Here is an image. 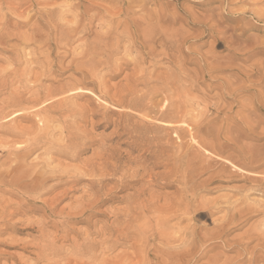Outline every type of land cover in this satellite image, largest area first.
Segmentation results:
<instances>
[{
	"label": "rangeland",
	"instance_id": "rangeland-1",
	"mask_svg": "<svg viewBox=\"0 0 264 264\" xmlns=\"http://www.w3.org/2000/svg\"><path fill=\"white\" fill-rule=\"evenodd\" d=\"M252 11L264 0H0V264H264ZM19 172L45 186H10Z\"/></svg>",
	"mask_w": 264,
	"mask_h": 264
},
{
	"label": "bare ground",
	"instance_id": "bare-ground-1",
	"mask_svg": "<svg viewBox=\"0 0 264 264\" xmlns=\"http://www.w3.org/2000/svg\"><path fill=\"white\" fill-rule=\"evenodd\" d=\"M220 1H221L224 5H226V8H228V9H230L231 7L237 6V5H239V3L241 4V3L243 2V0H220ZM48 7H49V6H48ZM238 7H239V6H238ZM23 11H24V10H23ZM49 12L51 13V11H49ZM237 13H238V12H237ZM238 16H239V15H238ZM250 16H251L254 20L258 21V22H264V12H263V11H261V12L252 11V12L250 13ZM75 21H76V20H75ZM98 21H99V20H98ZM161 21H162V20H161ZM256 21H255V22H256ZM215 22L217 23V21H215ZM14 23H15V22H14ZM33 23H34V21H33ZM16 25H17V24H16ZM201 25H202V24H201ZM204 26H205V25H204ZM0 39H1V38H0ZM164 39H165V38H164ZM159 40H161V39H159ZM161 42H162V41H161ZM163 42H165V40H164ZM159 44H160V42H159ZM159 46H160V45H159ZM162 46H163V43H162ZM150 47H151V46H150ZM153 49H154V48L152 47V51L154 52ZM152 51H151V53H152ZM150 55H151V54H150ZM152 57H153V56L151 55V58H152ZM155 57H157V56H155ZM158 57H159V56H158ZM158 57H157V59H158ZM23 59H24V58H23ZM153 60H155V59H153ZM48 70H49V69H48ZM2 74H3V73H2ZM174 79H175V78H174ZM174 79H173V80H174ZM175 81H176V79H175ZM175 81H172V82L175 83ZM168 82H170V81L168 80ZM168 82L166 81L167 84H169ZM170 84H172V83L170 82ZM2 85H3V84H2ZM163 85H164V84H163ZM163 87H164V86H163ZM163 87H162V88H163ZM165 87H166V86H165ZM165 87H164L163 89H165ZM167 87H169V86H167ZM167 87H166V88H167ZM169 89H171V88H169ZM169 89H168V90H169ZM165 90H166V89H165ZM165 90H164V91H165ZM168 90H167V91H168ZM162 91H163V90H162ZM36 92H37V91H36ZM36 92H35V93H36ZM35 93H34V94H35ZM30 94H31V93H30ZM39 95H40V93H39ZM43 95H44V97L42 96V97L44 98L43 101L46 102V103H47V101H48V104L51 103V101L49 102V100H51L50 98H52V96H53L52 92H51L50 90H47ZM40 96H41V95H40ZM35 97L38 98L39 96L37 97V95L35 94L34 98H35ZM139 97H140V96H139ZM137 98H138V96H137ZM140 98H141V97H140ZM140 98H138V99H140ZM142 98H143V97H142ZM32 99H33V98H32ZM40 99H42V98H40ZM40 99L38 98L39 101H41ZM138 99H137V101H138ZM133 100H134V99H133ZM144 100H145V99H144ZM146 100H147V99H146ZM131 101H132V100H131ZM135 101H136V100H135ZM135 101H133V104L135 103ZM137 101H136V102H137ZM145 102H146V101H145ZM145 102H144V103H145ZM147 102H148V101H147ZM61 103H62V102H56V103H55L56 105H54V106H59ZM122 103H123V102H122ZM129 103H130V102H129ZM140 103L143 104L142 101H141ZM48 104H47V105H48ZM127 104H128V103H127ZM141 104H140V106H141ZM259 104H260V103H259ZM123 105H124V104H123ZM129 105H130V107H131L132 103L129 104ZM143 105H144V104H143ZM124 106H125V105H124ZM49 107H50V106L48 105V107H45V108H49ZM61 107H62V106H61ZM127 107H128V105H127ZM136 107H137V106H136ZM52 108H53V107H52ZM132 108H134V107L132 106ZM139 108H140V107H139ZM55 109H56V108H55ZM55 109H54V110H55ZM158 109H159V108H158ZM31 110H32V109H31ZM60 110H61V109H60ZM127 110H128V108H127ZM131 110H133V109H131ZM136 110H137V108H136ZM141 110H142V111H141ZM151 110H152L151 106H149V105L147 106V103H146V107L144 106L142 109H138V110H137V113H138V111H139V112H145L144 116H145V118H147V115L149 114V112H150ZM55 111H57V110H55ZM63 111H64V110H63ZM159 111H161V110L159 109ZM59 112H60V111H59ZM167 112H168V111H167ZM54 113H55V112H54ZM61 115H62V113H61ZM125 115H126V114H125ZM162 116H163V115L160 114V117H162ZM128 117L130 118V116H128ZM37 121H38L37 123H39V125H42L41 128L38 127L39 130H38L37 134L35 133V135H34L32 138H31V137H30V138H27V141H30L29 144H31L33 147L36 146V148L39 146L38 144H41V143L44 142V143H43V145H44V144L47 142L45 136H47V133H48V129H47V128H46V129H47V131H46L47 133L44 131L45 129H44V127H43V121H42L41 119H37ZM142 121H143V120H142ZM146 122H147V121H146ZM146 122H145V123H146ZM142 123H144V122H142ZM145 123H144V124H145ZM44 125H45V123H44ZM36 126H37V125H36ZM146 126H147V125H146ZM46 127H47V124H46ZM144 128H147V127H144ZM123 130H124V129H123ZM63 131H64V130H63ZM45 133H46V134H45ZM49 133H50V132H49ZM61 134H62V133H61ZM72 134H73V133H72ZM75 134H77V133H75ZM75 134H73V135H75ZM51 135H52V134H51ZM70 135H71V134H70ZM129 135H130V134H129ZM65 136H66V135H65ZM49 137H50V136H49ZM66 137H68V136H66ZM69 137L72 138L73 136H69ZM75 137H76V136H75ZM47 138H48V137H47ZM53 138H54V137H53ZM151 138H153V137H151ZM28 139H31V140H28ZM66 139H67V138H66ZM69 139H70V138H69ZM52 140H53V139H52ZM59 140H60V139H59ZM62 140H63V138H62ZM64 140H65V139H64ZM73 140H74V139H73ZM27 141H26V142H27ZM49 141H51V137H50ZM68 141H69V140H68ZM70 141H71V140H70ZM77 141H78V140H77ZM77 141H75V143H76ZM54 142H56V144H57V141H54ZM59 142H60V141H59ZM64 142H65V141H64ZM78 142H79V141H78ZM78 142H77V143H78ZM27 143H28V142H27ZM27 143H25L26 146H29V144L27 145ZM50 143H51V142H50ZM33 144H34V145H33ZM46 144H47V143H46ZM46 144H45V145H46ZM60 144H61V143H60ZM31 145H30V147H31ZM62 145L65 146L64 144H62ZM8 146H9V145H8ZM26 146H24V147L26 148ZM41 146H42V145H41ZM47 146H49V145H47ZM47 146H46V147H47ZM30 147H28V148H30ZM33 147H32V148H33ZM43 147H44V146H43ZM49 147H50V146H49ZM49 147H48V148H49ZM53 147H54V146H53ZM25 148H23V149H24V151H26L25 153H27V152H28V151H27L28 148H26L27 150H25ZM51 148H52V147H51ZM37 149H38V148H37ZM30 150H32V149L30 148V149H29V152H30ZM43 150H44V149H43ZM45 150H46V149H45ZM47 150H48V149H47ZM47 152H48V151H47ZM44 153H45V152H44ZM118 153H119V152H118ZM46 154H47V153H46ZM48 154H49V152H48ZM23 155H24V154H23ZM40 155H41V154H40ZM40 155H39V156H40ZM59 155H60V154H59ZM62 155H63V154H62ZM73 155H74V154H73ZM47 156H48V155H47ZM75 156H76V155H75ZM43 157H44V154H43ZM70 157H71V155H70ZM73 157H74V156H73ZM37 158H38V157H37ZM44 158H45V157H44ZM74 158H75V157H74ZM23 159H24V158H23ZM70 159H72V157H71ZM142 159H143V158H142ZM125 160H126V159H125ZM140 160H141V159H140ZM30 161H31V160H30ZM118 161H119V160H118ZM126 161H128V160H126ZM132 161H133V160H132ZM114 162H115V161H114ZM116 162H117V161H116ZM128 162H129V161H128ZM136 162H139V161H136ZM119 163H120V162H119ZM134 163H135V162H134ZM135 164H136V163H135ZM48 165H49V163L47 164V166H48ZM123 165H124V164H123ZM156 165H157V164H156ZM44 166H45V165H44ZM107 166H108V165H107ZM114 166H116V164H114ZM121 166H122V165H121ZM121 166H119V167H121ZM124 166H125V165H124ZM136 166H137V165H136ZM21 167H22V166H21ZM110 167H113V166L111 165ZM117 167H118V166H117ZM24 168L26 169L27 167H24ZM138 168H139V166H138ZM29 169H30V168H29ZM117 169H118V168H117ZM119 169H120V168H119ZM122 169H123V167H122ZM145 169H146V168H145ZM145 169H143V170H145ZM150 169H151V168H150ZM21 170H22V169H21ZM21 170H20V171H21ZM30 170H31V169H30ZM111 170L114 172L113 169H111ZM123 170H124V169H123ZM137 170H138V169H137ZM54 171H55V170H54ZM56 171H57V170H56ZM56 171H55V172H56ZM90 171H91V170H90ZM117 171H118V170H117ZM130 171H131V170H130ZM28 172H29V171H28ZM28 172H27V173H28ZM46 172H47V171H46ZM51 172H52V171H51ZM58 172H60V171H58ZM58 172H56V174H57ZM65 172H66V171H65ZM92 172H94V171H92ZM124 172H125V171H124ZM124 172H123V175L126 176L125 173H127L128 171L125 172V173H124ZM132 172H134V171H132ZM145 172H146V171H145ZM145 172H144V173H145ZM31 173H32V172H31ZM31 173L28 174V175H27L26 173H23V172H19V173H17V177H18V178H15V177H14L13 180L11 181V183H10V186H16V184H17V182L20 180V178H29V179L31 180V183L29 182V183H30L29 186H32V188H31V187H29V188L33 190V191H32L33 194H34V192H39V191H41L42 187L45 186V185H44V181H45L46 179H45V180H42V179H32V178H31V177H32V176H31ZM67 173H68V172H67ZM94 173H95V172H94ZM137 173H138V172H137ZM39 174H40V173H39ZM39 174H38V175H39ZM48 174H51V173H48ZM56 174H55V177L57 176ZM90 174H91V173H90ZM127 174H128V173H127ZM15 175H16V174H14V176H15ZM38 175H36L35 177H37ZM45 175H46V173H45ZM52 175H53V173H52ZM58 175H59V174H58ZM60 175H61V174H60ZM60 175H59V176H60ZM113 175H114V174H113ZM115 175H116V173H115ZM135 175H136V174H135ZM40 176H41V175H39L38 178H41ZM50 176H51V175L48 176L47 180L50 178ZM59 176H57V177H59ZM89 176H92V174L89 175ZM125 176H124V177H125ZM127 176H130V175H127ZM137 176H138V174L136 175V177H137ZM42 177H44V176L42 175ZM52 177H54V176H52ZM52 177H51V178H52ZM133 177H134V176H132V178H133ZM138 177H139V176H138ZM142 177H143V176H142ZM103 178H105V177H102V179H103ZM121 178H122V177H121ZM126 178H127V177H126ZM139 178H140V177H139ZM144 178H145V177H144ZM149 178H151V177H149ZM79 179H80V178H79ZM123 179H124V178H123ZM135 179H136V178H135ZM155 179H156V178H155ZM75 180H76V179H75ZM77 180H78V179H77ZM130 180H131V179H130ZM151 180H152V179H151ZM151 180H150V181H151ZM100 181H102V180H100ZM126 181H127V180H126ZM66 182H67V181H66ZM66 182H65V183H66ZM89 182H90V180H89ZM119 182H120V181H119ZM124 182H125V181H124ZM124 182H123V183H124ZM45 183H46V182H45ZM72 183H73V182H72ZM102 183H103V182H102ZM128 183H129V185H130V182H128ZM133 183H134V182H133ZM67 184H68V182H67ZM93 184H94V183H93ZM100 185H101V184H100ZM102 185H103V184H102ZM120 185H124V184H120ZM131 185H132V183H131ZM143 186H144V185H143ZM101 187H102V186H101ZM144 187L146 188V186H144ZM144 187H143V188H144ZM147 187H148V186H147ZM113 188H114V187H113ZM145 188H144L143 191H145ZM44 189H45V188H44ZM146 190H147V189H146ZM19 191H20V190H19ZM44 191H45V190H44ZM12 192H13V191H12ZM12 192H11V193H12ZM17 193H18V192H17ZM38 194H39V193H38ZM141 194H142V193H141ZM144 194H145V193H144ZM35 195H37V194H35ZM87 195H88V194H87ZM94 197H95V196H94ZM94 197H93V198H94ZM97 197H98V196H97ZM112 197H113V196H112ZM89 198H90V197H89ZM133 198L136 199V198H138V196L136 197L135 194H134V197H133ZM99 200H100V199H99ZM102 200H103V199H102ZM105 200H106V199H105ZM100 201H101V200H100ZM106 201H108V200H106ZM138 201H139V200H138ZM90 202H91V201H90ZM95 202H96V200H95ZM97 202H98V201H97ZM97 202H96V203H97ZM83 203H84V202H83ZM86 203H87V202H86ZM101 203H102V202H101ZM135 203H136V202H135ZM143 203H144V202H143ZM77 204H78V203H77ZM94 204H95V203H94ZM105 204H106V203H105ZM131 204H132V206L134 207V201H133V203H131ZM137 204H138V203H137ZM144 204H146V203H144ZM78 205H79V204H78ZM78 205H77V207H79ZM92 205H93V204H92ZM98 205H100V204H98ZM103 205H104V204H103ZM146 205H147V204H146ZM146 205H145V206H146ZM100 206H101V205H100ZM132 206H131V207H132ZM145 206H144V207H145ZM147 206H148V205H147ZM97 207H98V206H97ZM133 207H132V208H133ZM138 207H139V206H138ZM184 207H185V206H184ZM89 208H90V207H89ZM93 208H94V207H93ZM129 208H130V207H129ZM79 209H80V208H79ZM95 209H96V207H95ZM138 209H142V211H143V207H142V208H138ZM183 209H184V208H183ZM185 209H186V208H185ZM187 209H189V208H187ZM53 210H54V209H53ZM76 210H78V208H77ZM144 210H145V209H144ZM49 211H50V209H49ZM51 211H52V210H51ZM81 211H82V210H81ZM185 211H186V210H185ZM77 212H78V211H77ZM88 212H89V211H88ZM79 213H80V212H79ZM116 213H117V212H116ZM48 214H49V213H48ZM50 214H51V213H50ZM81 214H82V212H81ZM93 214H94V213H93ZM93 214H92V215H93ZM120 214H122V213L120 212ZM74 215H75V214H74ZM79 215H80V214H79ZM79 215H78V216H79ZM78 216H77V217H78ZM83 216H84V215H83ZM85 216H87V215H85ZM90 216H91V215H90ZM74 217H76V215H75ZM93 217H94V216H93ZM70 218H73V217H70ZM91 218H92V217H91ZM75 219H76V218H75ZM84 219H85V218H84ZM84 219H83V220H84ZM88 219H90V218H88ZM116 219H117V218H116ZM70 220H71V219H70ZM70 220L68 219V221H70ZM79 220H80V219H79ZM68 221H66V222L68 223ZM80 221H82V220H80ZM80 221H78V222H80ZM180 221H181V220H180ZM66 222H65V223H66ZM72 222H73V221H72ZM72 222H71V223H72ZM73 224H74V223H73ZM92 234H93V232H92ZM87 240H88V238H87ZM84 241H85V239H84ZM85 242H87V241H85ZM89 244H90V243H89ZM106 244H107V243H106ZM90 245H91V246L93 247V249H94V245H93V244H90ZM108 245H109V244H108ZM91 246H90V248H91ZM88 249H89V248H88ZM93 249H92V250H93ZM92 250H91V251H92ZM89 251H90V250H89ZM173 255H174V254H173ZM142 257H143V256H142ZM98 261H99V260H98Z\"/></svg>",
	"mask_w": 264,
	"mask_h": 264
}]
</instances>
